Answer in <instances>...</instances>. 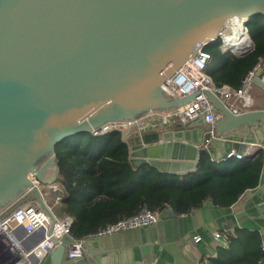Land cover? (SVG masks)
<instances>
[{
	"label": "water",
	"instance_id": "water-1",
	"mask_svg": "<svg viewBox=\"0 0 264 264\" xmlns=\"http://www.w3.org/2000/svg\"><path fill=\"white\" fill-rule=\"evenodd\" d=\"M256 14L264 15V0H0V211L35 202L50 218L48 230L36 231L28 249L53 234L54 209L63 203V190L55 185L57 144L108 121L188 104L200 90L179 98L163 85L228 32L233 18H245L247 26ZM250 38L251 45L234 55L252 51ZM206 94L218 113L213 134L203 114L131 129L122 133L131 165L182 175L197 169L205 143L210 154L217 147L222 154L244 153L252 144L259 148L248 156L264 150V109L234 113L213 92ZM152 132L158 140L146 144L144 136ZM245 194L264 208V169L258 187ZM100 238H85L88 254L70 259L73 238L53 237L55 249L34 255L30 264H132L120 257L123 250L103 248Z\"/></svg>",
	"mask_w": 264,
	"mask_h": 264
},
{
	"label": "trees",
	"instance_id": "trees-1",
	"mask_svg": "<svg viewBox=\"0 0 264 264\" xmlns=\"http://www.w3.org/2000/svg\"><path fill=\"white\" fill-rule=\"evenodd\" d=\"M247 28L254 48L243 56L224 52L221 40L205 46L212 60L219 63L217 67L210 63L206 70L216 84L239 88L242 78L264 56V15L251 16ZM144 138L152 142L158 136L148 133ZM56 155L60 166L57 181L66 193L61 208L73 218L71 232L76 238L93 235L144 207L159 213L171 207L177 215L199 209L208 200L218 207H230L247 190L258 187L264 169V150L255 157L231 158L220 164L202 150L197 169L182 175L149 165L134 168L119 131L66 138L57 144ZM258 249V234L239 231L226 253L237 250L242 255L212 264H259L264 255Z\"/></svg>",
	"mask_w": 264,
	"mask_h": 264
},
{
	"label": "built area",
	"instance_id": "built-area-1",
	"mask_svg": "<svg viewBox=\"0 0 264 264\" xmlns=\"http://www.w3.org/2000/svg\"><path fill=\"white\" fill-rule=\"evenodd\" d=\"M231 21L228 22L225 27L228 28L229 31H221L219 40H221V49L224 52L234 54L241 49H247L251 45V38L247 26H245L247 20L242 23L241 28H239L237 32H234ZM226 34H233L237 38L240 36L242 39L248 37L249 40L237 49L233 47L232 40L226 38ZM205 46L199 49L194 56L176 70L175 74L163 85L164 91L179 98L200 90L195 98L188 104L172 110L171 112L151 111L133 121H108L103 123L100 127L93 129L91 133L93 135H103L114 131L125 133L131 129L140 131L145 128L154 127L160 122L166 124L175 118L191 121L203 114L208 132L213 134L215 124L218 120V113L214 104L206 94L208 90L213 92L222 102H226L234 113L242 112L240 108L234 106L235 104L232 103V105H229L228 101H240L243 106L252 104L250 90L256 82V78H260L264 83V56L242 78L241 86L239 88H233L228 84H216L211 75L207 73L206 70L213 57L211 53L205 49ZM203 148L207 150L206 143L203 145ZM250 153L249 151L239 153L235 150H230L222 154V157L217 161L214 160V158H212V161L221 163L231 158L242 159L248 157ZM29 176L34 184L39 186V182L35 175L30 174ZM29 192H31V188L28 189L26 194ZM159 220V212H154L144 207L134 215L107 224L93 235L104 236L123 230L142 228L155 224ZM72 224L73 218L71 216L66 214L62 216L56 215L53 234L49 235L46 233L44 239L35 244L31 249H28L26 242H28V239L30 240L31 236H33L36 231H40L43 227L48 230L50 225L49 215L35 202L13 203L9 205L0 211V264H30L34 255L45 257L55 249L56 243L53 237L61 240L65 235H70L73 238V241L68 245L66 256L70 259L82 257L85 251L84 241L88 236L83 238L74 237L71 232ZM215 235L218 238L222 237L220 232H215ZM201 240V236L194 237L195 242Z\"/></svg>",
	"mask_w": 264,
	"mask_h": 264
},
{
	"label": "crops",
	"instance_id": "crops-1",
	"mask_svg": "<svg viewBox=\"0 0 264 264\" xmlns=\"http://www.w3.org/2000/svg\"><path fill=\"white\" fill-rule=\"evenodd\" d=\"M216 63L218 66L219 63ZM250 96L252 104L249 106H243L242 102L235 100H229L228 104H235L234 106L240 108L242 112L264 109V86L261 83L256 81L253 84ZM149 134L156 135L153 132ZM157 140L144 142L148 144ZM130 142H138V139L133 138ZM258 148L255 144L248 145L245 152H255ZM210 155L211 159L217 161L222 157L221 148H215V152ZM55 185L63 189L61 183L56 182ZM63 194L66 195L64 189ZM56 207L54 209L56 215L65 214L61 208L62 204ZM239 231L258 234L261 247L258 253L264 255V208L260 209L252 197L245 193L236 203L226 208L215 206L208 200L199 209L177 215L174 209L169 207L160 213V220L145 231L141 228L123 230L101 236L100 241L103 248L123 250L120 257L123 258L125 255L132 264H212L217 260L218 263L228 262L231 258L242 255V252L237 250L226 253V249L231 247V239L236 237ZM215 232H220L222 237H216ZM21 233L23 235L22 231ZM195 236H201L202 240L195 242ZM34 239L35 235L28 239L27 247ZM224 252L225 255L222 254ZM87 254L85 248L84 255ZM259 264H264V258Z\"/></svg>",
	"mask_w": 264,
	"mask_h": 264
},
{
	"label": "bare ground",
	"instance_id": "bare-ground-1",
	"mask_svg": "<svg viewBox=\"0 0 264 264\" xmlns=\"http://www.w3.org/2000/svg\"><path fill=\"white\" fill-rule=\"evenodd\" d=\"M245 20L246 19H240L237 17L232 19L231 24L234 28V32H237L239 30V28H241V25ZM225 36H226V38H228V40H232L233 47H236L237 49L240 48V46H242V44H244L245 42H247L249 40L248 37H244L242 39L240 36H239V38H237L233 34H226Z\"/></svg>",
	"mask_w": 264,
	"mask_h": 264
},
{
	"label": "rangeland",
	"instance_id": "rangeland-1",
	"mask_svg": "<svg viewBox=\"0 0 264 264\" xmlns=\"http://www.w3.org/2000/svg\"><path fill=\"white\" fill-rule=\"evenodd\" d=\"M211 64H212L214 67H217V63H216L214 60L211 61ZM221 165H222V164H221ZM58 183H59V182H58ZM60 187H61V186H60ZM62 188H63V187H62ZM63 189H64V188H63ZM63 189H62V190H63Z\"/></svg>",
	"mask_w": 264,
	"mask_h": 264
}]
</instances>
